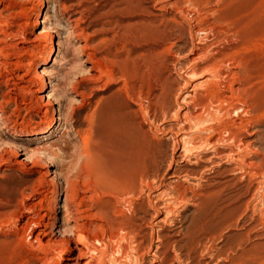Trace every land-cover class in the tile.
<instances>
[{
  "label": "bare ground",
  "instance_id": "obj_1",
  "mask_svg": "<svg viewBox=\"0 0 264 264\" xmlns=\"http://www.w3.org/2000/svg\"><path fill=\"white\" fill-rule=\"evenodd\" d=\"M52 1L55 7L61 6L65 13L68 11L65 3L61 4V0ZM152 1L158 5L159 9L166 7L163 0H120L113 7L114 12L138 11L141 15L132 29L128 27L132 24H124L131 18L126 14L115 22L124 28L123 35L143 40L150 47L148 52L152 57L151 61L153 59L150 64L155 71L154 81L162 91L160 95L152 92V96L158 98V102L161 101L159 98H162V112L169 114L170 111L174 112L176 117L180 115V107L174 105L171 98L173 91H175L174 98L176 100L182 98L181 103L188 106L183 112L184 119L177 124V127L175 126L179 131L186 133L181 138L175 139L168 168L163 170L157 155L159 145L145 134L141 126H136L135 122L128 117L129 112L119 108L107 122L106 138L101 141V146L110 147L117 154L116 168L112 173L109 172L98 179L91 180L81 169L73 171V166L69 170V163L68 165L61 163V166H57L56 163L62 159L59 153L61 151L67 153V151L61 148L58 142L51 140L58 126L69 122L77 107L85 102L88 97L87 90L94 89L92 85V87H85V90H79L83 80L97 82L107 68L105 66L104 69V63L97 57L95 48L88 44V33L82 25L83 16L77 15L78 11L68 15L67 20L65 19L68 34L61 41L58 37L62 30L60 20L55 18L51 22V16L47 11L41 19V12L49 0H0V92L1 87L5 88V92L0 93V117L2 118L0 133L3 134L2 131L10 133L6 136L9 140L1 142L0 145V166L5 159L25 166L31 159L35 166L41 168L37 186L35 185L36 187L32 189L36 200L29 203L21 201L20 207H14L9 214L7 223L13 234L21 241L29 236L33 237L30 245L39 252L41 264H144L147 260L146 252L152 248L144 240L139 239V232L136 229L137 221L135 222L134 216L138 212H148L144 205L135 201L141 197L145 189L149 190L146 201L150 208L155 209L153 215L160 228L167 222L176 225L173 216L177 204L198 207L190 219L188 218V224L183 228L179 227L181 228L179 232L184 233L185 239L184 243L176 239L172 241V249L175 252L172 259L169 254V241L158 232V244L153 253L154 258L150 262L151 264H189L190 256L186 257L183 252L187 248L193 250L197 231L207 227L215 231L220 229L238 207H219L217 197L220 192L218 190L221 189L202 190L201 184L198 189L183 187L179 180L186 182L193 178L202 179L204 171L198 168L201 163H211L216 166L221 160L224 163L239 161L242 165L248 166L250 170L243 166L232 168V170H244L245 175L255 178L264 176V151H260L262 157L257 161L246 163L242 159V151L251 144L242 139V134L247 132L250 136L257 137L253 138L252 142H257L260 134L258 128L254 127L258 126L255 123V117H259V107L254 106L258 104L256 102L251 105L245 97L249 94H246L245 85H249L247 82L251 78L248 68L241 62L240 57L237 59L234 54L232 56L229 53L228 49L217 47L218 38L221 35L215 28L218 18L216 20L214 17L212 21L210 20L212 23H208L202 14L203 9L199 7L200 2L188 0L197 14L198 24L197 28L191 32L194 38L191 39L190 48L196 57H193L189 63L180 64L179 69L184 81L177 82V88L173 90L172 86H168V78H165L164 74L167 62L159 58L162 51L158 53L163 48V41L168 34L149 14L148 4ZM172 6L177 7L179 14L183 16L187 14V7L185 9L180 6V0L173 2ZM26 26L31 27L32 37L25 32ZM83 37L82 43L77 42L75 49L77 52L71 53L73 40H80ZM159 40L163 43H158ZM62 45L66 48L64 52L61 51ZM183 45L172 43L164 47L163 51L170 54L174 48H177L180 52L186 44ZM136 51L137 49L131 50L133 54ZM129 54L126 55L127 61L131 59V53ZM56 56H61L60 61ZM56 60L60 62L59 66L62 67L60 72H64L63 75L59 74L57 69L55 70L56 67L54 68ZM77 65L80 70L75 72L73 69ZM113 75L111 71H108V78H114L115 75ZM142 76L144 83L148 85L149 78L145 72ZM71 77L76 79L70 81ZM51 78L57 82L53 83ZM66 86L72 88L73 100L67 97L64 101L68 103L61 105L62 101L55 102V97L63 92ZM188 87L191 89L182 94V91L187 90ZM140 96L142 97V91L138 97ZM150 96L151 91L146 96L149 105L143 106L142 102L139 103L147 116L154 104ZM11 104H14V107L7 115V107ZM236 114L239 115L238 121L232 119V116ZM34 116L39 117V121L34 125L24 123V120L29 122L33 120ZM252 126L253 128L249 129ZM161 129L165 130L164 127ZM23 143L30 145L25 146ZM254 153L259 154V150H255ZM45 154H49L47 165L41 162V156ZM175 156H178L181 162H188L190 167L176 166L174 168ZM203 168L211 170L209 164ZM167 174L172 180L167 183V187H164L163 181ZM258 183L253 198L258 203H264V185ZM102 186L109 187L112 197L105 194V191L101 189ZM109 190L106 191L109 192ZM61 193L64 194L62 203H55ZM124 207H127L131 214L125 215ZM244 207L248 209L249 205ZM254 207L261 213L264 212L263 208H258L257 205ZM22 217L25 218L24 221L18 223ZM255 217L252 216L251 219L255 220ZM59 222L61 224L56 226Z\"/></svg>",
  "mask_w": 264,
  "mask_h": 264
},
{
  "label": "rangeland",
  "instance_id": "obj_2",
  "mask_svg": "<svg viewBox=\"0 0 264 264\" xmlns=\"http://www.w3.org/2000/svg\"><path fill=\"white\" fill-rule=\"evenodd\" d=\"M51 1L52 0H49V2H47L45 9L41 12V19L43 18L45 11H47L51 16V22H53L55 18L59 19L62 30H60L61 34H59L58 37L61 41H63L64 37L68 34V29L66 28L68 27L66 21L67 17L68 15L78 11L77 15L83 16L82 25L85 27L86 32L88 33V44L95 48L97 57H99V59H101L104 63V69L105 66L109 68H106L102 78L97 80V82H93L95 80H83V84H81L79 90H85V87H92V85L94 86V89L87 90L88 97L86 98L85 102L77 107L73 118H71L69 122L58 126L54 136L51 138V140L58 142L59 146L66 149L67 151V153H64V151L59 153L60 156H62V159L59 161L60 163H56L58 164L57 166H61V163H67L66 165L69 163V170L72 169L73 166V171L81 169L84 171L82 172L87 175V178H90L91 180L98 179L101 177V175L103 176L109 172L112 173L116 168L115 165L118 160V156L110 149V147H104L103 145L101 146V141H104L106 138L107 122L119 108H123L125 111L129 112L128 117L135 122L136 126H141L145 134L155 144L159 145V149L157 150L159 163L163 170L168 168L167 165H169L168 162L171 159L170 156L172 155L175 139L181 138L186 133L179 131L176 127L178 126L177 124H180L182 122L181 120L184 119L183 112L188 106L181 103L182 98L176 100L174 98L175 91H173L171 94L173 103L174 105L180 107V115L176 117L174 112L170 111V114L162 112V98H159L161 101L158 102V98L156 99L154 96H152V92H154L156 95H160L162 91L156 86L154 81L155 71L152 69L151 65L153 59L151 61L152 57L148 52L150 47L147 46L146 42L143 40L134 38L132 39V37L128 35H123L124 28L115 22L117 19L126 14L131 18L124 24H132L131 26H128L132 29L134 28V23L138 20V17L141 15V13L138 11H132L128 13L114 12L113 7L120 0H61V4L65 3V6L68 8L66 13L62 10L61 6L55 7L53 1ZM163 1V3L166 4V7L164 8L165 10L159 9L155 2H149V14L151 17L155 18L161 29H164L168 34V37L165 39V41H163V48H161L158 53L162 51L159 58L160 60L167 62L164 74L165 78H168V86H172L174 88L173 90H175L177 88V82L184 81V78L181 75V70L179 69L180 64L189 63L193 57H196V54L191 52L190 48L194 38V34H191V32L197 28L196 26L198 24L197 14L194 11V6L189 4L188 0H180V6L185 7V9L187 7V14L185 16L179 14L177 7L172 6V3L178 0ZM197 3H199L200 9H203H201L202 14H204L203 16L206 17L208 23H212L211 21L214 17L216 20L217 18L218 20L221 18V21L219 20V22L217 20L218 23L215 25L216 31L220 32L219 35H222V37L221 35L219 36V41L217 40V47L228 49L232 56L235 55L237 59L241 58V62L248 68V71L250 72L249 76H251V78L249 82H247L249 85H245V89L247 91L246 94H249H247L245 97L248 99L251 105H254L255 102L256 104L258 103L257 105H254L259 107V117H255L256 119L254 118L256 120L255 123H257L258 126L255 125L254 127L258 128L260 134L257 142H252L257 137L250 136L247 132L242 134V139L246 142H250L251 144H249V146L242 151L241 155L242 159L245 160L246 163L249 161H257L261 159V152L264 151V0H197ZM202 3H204V5ZM206 4H208V6ZM60 16L62 18H60ZM31 31L32 29L30 26L25 27V32L29 37L33 36ZM58 37L55 36L56 39H58ZM83 39L84 37L80 38V40H73L75 44L74 42L73 44L71 43V53L77 52V50H75L78 45L77 42L82 43ZM181 39L183 40L181 41ZM163 42H160V40L158 41V43ZM170 43H175L176 45L179 44V46L183 44L186 45L180 50V52L177 50V48H174L173 52L169 54L166 51H163V49L164 47L170 46ZM73 47L75 48L73 49ZM65 49L66 48L64 45H62L61 51L64 52ZM136 49L137 51L133 54L131 50L133 51ZM108 51H110V53H108ZM129 53H131V59L127 61L125 59L126 55H130ZM160 54L157 55L159 56ZM60 57L61 56H56L59 61L61 59ZM59 61L56 60L54 68L56 67L55 70L57 69L56 71H59V74L63 75L64 72H60V68L62 67L59 66ZM76 64H78V62H76ZM73 70L77 72L80 70V67L77 65ZM108 71H111L112 75L114 73V78L111 77L113 81L110 77V79L108 78ZM144 72L149 78L148 85L143 81L142 75ZM50 74L49 76H51ZM71 78L72 79H70V81H74L76 79L74 77ZM51 79L54 81L53 83L57 82L54 78ZM251 80L252 82H250ZM189 89H191V87H188L187 90H183L182 94L187 93ZM71 91L72 88L66 86V89H64L63 92H60V94L55 97V102L62 101L61 105L67 104L68 101H64V99L67 97L69 100L72 99ZM141 91L142 97L140 96V98L138 95ZM149 91H151L150 99L154 104L151 106V112L147 116L145 115L141 104H143V106L149 105V100L146 99ZM4 92L5 88L1 87L0 93ZM249 97L252 99L254 98V100L250 99ZM13 107L14 104H11L9 107H7V115L11 113ZM172 111H174V109ZM92 114L94 116L93 118ZM233 118L238 121L239 115L236 114L235 116H232V119ZM1 119L2 118L0 117V120ZM24 121V123L27 125H34L39 121V117L34 116L33 120L30 122L29 120ZM162 127H164L165 130H162ZM252 128L253 126L249 129ZM2 133L3 134L0 133V145L1 142H7L9 140L6 136L10 134L9 131H2ZM261 135L262 137L260 138ZM12 140L18 141L16 139ZM23 144L25 146L30 145L27 143ZM254 149L259 150V154L254 153ZM43 156H41V162L43 165H47L49 154H45ZM185 162L186 161L181 162L180 158L175 156V160H173V167H190L188 166V162ZM218 163L219 164L216 166H213L211 163H201V166L198 168L204 171L202 179L193 178L186 182L179 180V183L183 187H192L193 189H198L200 184L202 185V190L211 189L216 191L221 189L218 190L220 192L219 196L217 197V203L219 207H238V209L232 216H230L226 224L224 223L220 229L216 231L212 230L211 227L199 229L195 234L196 240L193 250L187 248L184 250L183 254L186 257L188 255L190 256L189 264H264V212L261 213L254 207L257 205L259 206L258 208H263L264 211V203H258V201H255L253 198V193L256 192L257 186L259 184L258 182L263 183L264 185V176L255 178L250 175H245L244 170H242L243 172L240 171V169L232 170V168H235L236 166H243L245 169L250 170L248 166L244 164L242 165L239 161H227V163H224L223 160H221ZM27 164L28 165L26 166L16 164L6 159L1 162L0 264H41L39 260V252H37V250L32 248L30 245L33 237L29 236L27 237L28 239L26 238V240L21 241L18 236L13 234L7 223L9 214L14 207H20L19 205L21 204V201L29 203L36 200V196L33 194L34 192H32V189L37 186V178L40 174L39 171L41 168L35 166L31 159ZM208 164L210 165L211 170H205L203 168ZM189 165L192 164L189 163ZM168 176L169 174L164 177V187H167V183L172 180V178H169ZM256 179L258 180L256 181ZM247 188H249V190ZM101 189L105 191V194H111L109 187L103 188L102 186ZM106 190H109V192ZM147 190L148 189H145L146 193H142L143 195L141 194V197L135 199V201L138 204L144 205V207L148 209V212H138L139 214L137 213L134 218L136 219L135 222L137 221L136 229L139 232V239L144 240L147 245H151L152 249L149 250V252H146L145 257L147 260L144 263L151 264L150 262H152V258H154L153 253L157 247L156 244H158V232L159 235L161 234L163 238L169 241V254L170 259H172L175 254L174 249H172V241L176 239L182 241L181 243H184L185 235L184 233H180L179 230L188 224L190 217L198 210V207L193 205L190 206V204H186L184 206L183 204H177L174 208L175 213L173 216V219L176 220V225L167 222L166 224H162V226H164H161L160 228L153 215L155 209L150 208L151 206L149 205L148 201H146L148 199L149 192V190ZM246 193L248 194L245 195ZM63 198L64 194L61 193L55 200V203L61 204ZM252 201H255L256 203L254 202V204ZM246 205H249L248 209L244 207ZM124 211L125 215L131 214L129 213L127 207H124ZM252 216H256L255 220L251 219ZM24 219L25 218L22 217L18 223L24 221ZM60 224L61 223L59 222L56 226ZM210 232L211 235H209ZM214 234L216 235L214 236ZM170 248L172 250H170Z\"/></svg>",
  "mask_w": 264,
  "mask_h": 264
}]
</instances>
